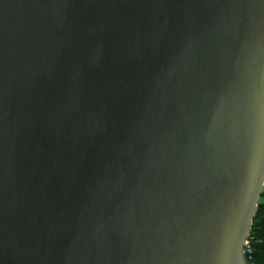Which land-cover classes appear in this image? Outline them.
<instances>
[{
  "label": "water",
  "instance_id": "95a60500",
  "mask_svg": "<svg viewBox=\"0 0 264 264\" xmlns=\"http://www.w3.org/2000/svg\"><path fill=\"white\" fill-rule=\"evenodd\" d=\"M264 192V0H0V264H246Z\"/></svg>",
  "mask_w": 264,
  "mask_h": 264
},
{
  "label": "trees",
  "instance_id": "16d2710c",
  "mask_svg": "<svg viewBox=\"0 0 264 264\" xmlns=\"http://www.w3.org/2000/svg\"><path fill=\"white\" fill-rule=\"evenodd\" d=\"M249 239L251 253L247 256L248 261L250 264H264V192L259 202L258 214L254 218Z\"/></svg>",
  "mask_w": 264,
  "mask_h": 264
},
{
  "label": "built area",
  "instance_id": "2783aa9c",
  "mask_svg": "<svg viewBox=\"0 0 264 264\" xmlns=\"http://www.w3.org/2000/svg\"><path fill=\"white\" fill-rule=\"evenodd\" d=\"M243 253H244V257H245L246 264H250V262L247 259V256L251 253V247H250V239H249V237H248V239L246 241V244L243 247Z\"/></svg>",
  "mask_w": 264,
  "mask_h": 264
}]
</instances>
